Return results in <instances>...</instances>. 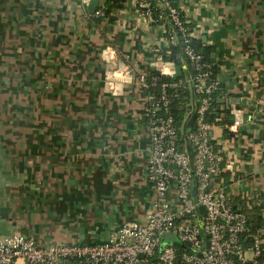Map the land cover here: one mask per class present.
<instances>
[{
    "label": "crops",
    "instance_id": "1",
    "mask_svg": "<svg viewBox=\"0 0 264 264\" xmlns=\"http://www.w3.org/2000/svg\"><path fill=\"white\" fill-rule=\"evenodd\" d=\"M174 2L214 49L217 99L242 101L235 132L232 108L216 102L212 136L237 206L264 218V0ZM113 16L97 25L77 0H0V236L98 243L148 210L136 75L152 65L146 46L163 39L124 10ZM119 63L135 75L109 80ZM257 232L264 248V226Z\"/></svg>",
    "mask_w": 264,
    "mask_h": 264
},
{
    "label": "built area",
    "instance_id": "2",
    "mask_svg": "<svg viewBox=\"0 0 264 264\" xmlns=\"http://www.w3.org/2000/svg\"><path fill=\"white\" fill-rule=\"evenodd\" d=\"M89 1L77 0L86 20L105 23L106 0L98 2L93 11L85 8ZM117 10L132 14L134 27L154 24L163 43H150L146 48L153 53L151 66L159 73H173L175 63L164 60L163 54L179 40L188 62L184 63L188 78L162 83L157 92L147 90L155 78L144 72L136 75L144 99L151 204L141 219L114 227L98 243L42 244L18 231L2 235L0 264H264L259 231L250 237L247 217L221 178L224 159L212 136L214 121L208 118L214 108L212 94L221 86L217 75H212V64L203 61L190 44L195 37L192 21L174 0H124ZM133 75L127 63L115 64L108 71L112 81ZM186 82L196 94L194 124L186 139L191 152L178 142L179 131L166 91ZM231 113L228 129L235 132L241 111L233 108ZM165 233L174 235L177 242L165 240Z\"/></svg>",
    "mask_w": 264,
    "mask_h": 264
},
{
    "label": "trees",
    "instance_id": "3",
    "mask_svg": "<svg viewBox=\"0 0 264 264\" xmlns=\"http://www.w3.org/2000/svg\"><path fill=\"white\" fill-rule=\"evenodd\" d=\"M124 0H106L104 4V11L107 16L108 22H112L114 18V12L122 6ZM100 21H96L98 25ZM191 46L195 52L203 56V61L211 63L212 65V75H217L218 72V62L215 60L214 49L211 46L206 45L202 42L201 38H193L191 40ZM183 44L179 40L178 43L174 46H170L168 54H163L164 60H170L175 63V65L182 66L184 63H188L183 54ZM148 78H155V84L147 90H154L155 92L159 91V86L162 83H171L176 82L184 78H177L173 80L169 75H163L157 70H148ZM168 94L171 97L170 101V112L174 117L175 123L178 127L179 138L178 142L181 146H184L185 149L190 151L187 143V133H185V123L189 116L193 113V107L195 106V96L192 86L190 83L186 82L184 85L177 87H168L166 89ZM219 91H216L212 94L213 96V106L215 108L217 95ZM208 114V118L212 121L217 118V113L215 109ZM244 213L247 217V221L250 227V237L257 233V230L264 226V218L262 214L257 211V209H245Z\"/></svg>",
    "mask_w": 264,
    "mask_h": 264
},
{
    "label": "water",
    "instance_id": "4",
    "mask_svg": "<svg viewBox=\"0 0 264 264\" xmlns=\"http://www.w3.org/2000/svg\"><path fill=\"white\" fill-rule=\"evenodd\" d=\"M98 2L104 3L105 0H90L88 2L87 6L85 7L86 10L93 11L95 9V7H96V5H97ZM150 70H155V67L154 66H150ZM183 71H185V73H186V76L185 77L188 78L189 77V69H188V67L185 64L182 65L181 67L178 66V65H175L174 66V71L171 74L172 79L173 80H176L177 78L182 77ZM216 102H219V103H223L224 102L225 105H226V108H232L233 109V108L236 107V105H238L242 101L240 99H238V98H233V97L228 98V99H225L223 97H219L216 100ZM194 119H195V114L192 113L189 116V118L187 119L186 123H185V133H188L192 129V126L194 124ZM180 149H181V146H179V150ZM199 210H200V212H202L203 211V207L202 206H199ZM2 212L3 211L0 210V214H2ZM163 238L165 240H171V241L177 242V238L174 235L169 234V233H165L164 236H163ZM206 246H207V243H206Z\"/></svg>",
    "mask_w": 264,
    "mask_h": 264
},
{
    "label": "rangeland",
    "instance_id": "5",
    "mask_svg": "<svg viewBox=\"0 0 264 264\" xmlns=\"http://www.w3.org/2000/svg\"><path fill=\"white\" fill-rule=\"evenodd\" d=\"M146 71V70H145ZM142 72H144V71H142ZM144 73H146V72H144ZM202 218L200 217V220H201ZM52 242H57V241H52Z\"/></svg>",
    "mask_w": 264,
    "mask_h": 264
}]
</instances>
